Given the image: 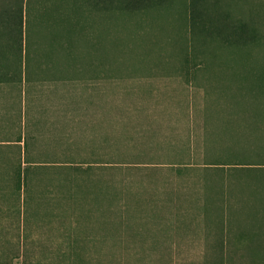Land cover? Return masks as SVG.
Returning a JSON list of instances; mask_svg holds the SVG:
<instances>
[{
	"label": "rangeland",
	"instance_id": "374dc122",
	"mask_svg": "<svg viewBox=\"0 0 264 264\" xmlns=\"http://www.w3.org/2000/svg\"><path fill=\"white\" fill-rule=\"evenodd\" d=\"M29 1V11L42 15L35 20L37 31L50 37L43 13L46 4L61 0ZM191 1L166 0L142 10L87 2L71 37L60 36L72 61L59 48L50 50L59 66L48 69L44 62L47 73L35 68L25 81L30 96L75 112L67 126L70 147L37 139L41 124L28 121L30 147L19 155L15 139L23 126L6 124L0 114V138L14 137L0 143L4 257L24 264H264V166L222 165L250 157V130H264V0L197 1L203 13L221 11L228 22L238 17L261 39L238 43L239 49L218 30L194 28ZM26 4L0 0V34L13 56L22 44L23 65L32 62L34 50L32 19H21ZM232 27L221 30L233 32ZM45 48L37 47L36 56L42 59ZM5 65L15 73L12 82L21 81L23 67ZM47 83L60 89H47ZM17 92L14 87L11 95ZM252 95L260 108L253 107ZM28 159L69 163L28 164ZM119 159L142 163H116ZM19 160L30 167L20 193L14 164ZM178 184L190 194L175 204V195L168 200L167 194ZM222 208L231 217L226 224Z\"/></svg>",
	"mask_w": 264,
	"mask_h": 264
},
{
	"label": "trees",
	"instance_id": "16d2710c",
	"mask_svg": "<svg viewBox=\"0 0 264 264\" xmlns=\"http://www.w3.org/2000/svg\"><path fill=\"white\" fill-rule=\"evenodd\" d=\"M88 1L94 7H99V6L105 5L104 8H106V9H109L108 7H110V6L116 7L118 9H122V8H124V5H126L130 8L132 7V8H135V9L137 8L140 10L149 9V8H153V7H159V6L164 5L166 2V0H133V1H127V2H124V0H61V1L57 2V4L50 3L48 6L46 4L45 12L43 13V18L45 21L46 29L52 28V33H51L50 37L44 36V38H43L42 34H40L37 31V27L40 24L35 22L36 19H38L37 21L42 20V15L36 16L35 14L31 13L29 11L30 10L29 3L31 1L27 0L28 4H26V10H24V14H23V16H21V19L23 20L24 16H26L27 21H28L29 16L32 19L30 21V26H29V30H30L29 36L33 35V37H31V44L33 45V49H34L33 52H31L32 62H30L29 64L26 63L25 65H23V63H22V54H23L22 44L20 43V48H21L20 54H18V55L16 54L15 56H13L10 53V50H9L10 48L6 47L7 43H5L3 41V39L6 37V35L3 36L2 34H0L1 35L0 42H4V43H0V60L4 61V63H0V81L12 82V80L14 79L15 73L14 74H11V72L8 73L7 68H6L7 65H5V63H7V64L11 63V65H12V63L14 62L15 64L18 63V66L20 65L21 67H23V72L21 71V73H20V80L23 79L22 73H23V76H25V79H28V77L33 76L34 72H37V70H35V68H38V73L42 75L43 73H45V74L47 73V70L49 69L50 64L53 65V67H54V65H55V67H58L59 65L55 64L56 59H55L54 54H51V53L49 54L48 51H50V50L55 51L57 48H59L61 51H64L63 46L60 45V42L62 41L60 36L62 34H66L64 36V39H66L67 37L68 38L71 37L70 31L73 30V28L75 27V23H78L74 19L81 20L80 18L84 17L83 11H84L85 7L89 4V3H87ZM197 1L198 0H192L191 4H190L191 21H192V25L194 28H196V27L199 28L201 25L203 30H205V31L218 30L219 32L217 33V35L219 37L223 38L224 40H228L229 42L237 43V44L238 43H244L247 39H249L248 42H252V43H255L258 40L259 41L261 40V39H258L259 36L247 31L246 30L247 25L242 21L241 22L238 21V17H235L234 22L230 21V20L228 22V19L222 18V12L221 11L219 12L217 10V11L205 14L199 8ZM216 1L218 4V0H216ZM203 14H205L206 17H204ZM223 15H224V13H223ZM231 19H234V18H231ZM31 22H32V24H31ZM64 23H66V28H65ZM22 25L24 28V21L22 22ZM225 25H227L228 28H230V25H232L233 26L232 27L233 32L231 30H228V32L226 30H221V29H223V26H225ZM214 26H216L217 28ZM59 27L63 31H59ZM19 31H21V33H23V35H24V31H22V29L19 28ZM27 34H28V32L26 31V35ZM11 38H12L11 41L13 42V45H14L15 44L14 34H12ZM41 45L43 47H46L45 50L43 51V53L40 52V54H43V56H44L42 59H41V57L36 56V52H38L36 49H37V47L39 48ZM60 46H62V47H60ZM241 47H243V45L242 46H241V44L237 45L238 49ZM48 48H52V49L48 50ZM72 54L73 53H72L71 48L65 49V51L63 53V57H64L63 59L65 61L66 60L72 61V59H73ZM37 55L39 56V53ZM247 60H246V62H247ZM44 62L46 63V65L49 64V66L45 65L48 68L47 70H46V68L43 69L44 65H40ZM69 66H71V65H69ZM21 67H20V69H21ZM15 68H16V66H14L12 69L15 70ZM257 71L258 70H254V72L253 71L250 72L251 76L252 75H254V77L258 76L256 74ZM251 80L252 79H250V81ZM252 98H253V107L255 106L256 109L260 108L258 105V102H257V98H255L253 95H252ZM247 106H248V103H247ZM262 132H263V136H262ZM249 135H250V137H249L250 146L248 149L251 152L253 151L254 154H252L250 152V155H249L250 157H248V158L246 157V159H240L239 161L235 160L232 162L224 163L222 165H225V164L245 165V164H247V165L253 166V164H257V165L264 166V144H262V138L264 139V130L261 128L260 129L257 128V130L252 131V129H251ZM18 141H20V140H18ZM263 143H264V140H263ZM207 148H206V151H209V146H207ZM253 149L256 151H254ZM210 150H211V148H210ZM23 152H25V148L23 151V148L20 146L19 152H18L19 155H21ZM231 156H233V155H231ZM244 156H247V155L245 154ZM254 158L256 160H260L261 162L253 161ZM14 164L16 165L15 171H16V175H17V179H18L17 190L20 193L21 192V180L23 179V177H25V173L27 174L29 172L28 170L30 167H23V160H22V162L19 160L17 163H14ZM28 164H35V163L29 162ZM216 164H221V163H216ZM29 166H31V165H29ZM19 197H20V194H19ZM23 202H25V199H23ZM228 213H229V211L222 208L220 215L222 216L221 220L225 221V224H226V221H229L231 219L230 214H228ZM71 243H73V242H71ZM73 250H75V249L73 248L71 251H73ZM22 262H14L12 260V258L4 257L2 255V253H0V264H24V262L23 263ZM73 262H75V261L73 260ZM73 262L70 261L68 263L82 264L80 262L79 263H73ZM51 264H65V263L58 261V262L51 263ZM209 264H224V262H217V261L211 262L210 261Z\"/></svg>",
	"mask_w": 264,
	"mask_h": 264
},
{
	"label": "crops",
	"instance_id": "0c3cea01",
	"mask_svg": "<svg viewBox=\"0 0 264 264\" xmlns=\"http://www.w3.org/2000/svg\"><path fill=\"white\" fill-rule=\"evenodd\" d=\"M26 79H22L19 82H5V81H0V108L3 109L4 112H1L0 114L4 117V122L6 124H12L14 122L18 123L20 122L23 126L22 128V133L19 135V137H16V144L21 146L22 148L30 147L29 144L28 146L25 145V141L28 142V138H30L31 133H27L25 130L26 129V123L31 121L32 123L35 121L36 123L34 124H41V126H37L40 129H38V133L35 134L37 136V139H43L45 141H55L56 143H64L63 148L70 147L69 142H71V139H73V136H70L71 132L67 126H69L73 121H75V118H73V115L75 112L72 114L70 108H61L59 106H55L56 104L53 101H50L48 103L46 102H41L42 98L37 96H30V90L31 88L29 87L28 84L25 83ZM35 84V83H34ZM45 88H49L51 90H54L55 88H59V85H55L53 83H47L44 84ZM56 86V87H55ZM16 87L18 89L17 94L13 97L11 95L12 89ZM32 88H37V87H32ZM11 90V91H10ZM34 97L36 99H34ZM15 100V104L12 102V100ZM14 109V110H13ZM7 111H9L7 113ZM15 111V112H14ZM75 111V110H74ZM13 113L17 116V119H13ZM6 116H9L8 119H6ZM71 116V118H70ZM18 123V125L20 124ZM25 124V126H24ZM43 129V131H42ZM7 131H4L3 133H6ZM2 135V134H1ZM0 135V137H2ZM6 135V134H5ZM10 135V134H9ZM101 140H107V137H100ZM68 139V141H66ZM20 140V141H18ZM14 141V137H6V138H0V143L2 145L4 144H9ZM61 141V142H60ZM121 156V155H118ZM129 155H126V157ZM25 162V161H24ZM69 163L67 161L63 160H57V161H43V160H33V159H28L27 163ZM153 162V161H152ZM91 163H107V161H91ZM116 163H121V164H132V163H142V161H137V160H124V159H119ZM147 163V162H143ZM151 163V162H149ZM157 163V162H154ZM168 163H175L176 165L184 166L186 165V161H178V160H171ZM204 163V162H203ZM198 186H200V189H203L206 187L205 179H200L198 182ZM208 186V184H207ZM199 189V187H198ZM171 191L167 194L168 200H171V194L175 195V200L173 201L175 204L181 202L182 199H185L188 194L189 189L183 188L180 184L178 186L172 187L170 189ZM197 192V191H196ZM196 192H193L192 195H194ZM187 199V197H186ZM190 200V198H189ZM208 213L204 210L202 211V218L206 219ZM205 231V227H204Z\"/></svg>",
	"mask_w": 264,
	"mask_h": 264
}]
</instances>
